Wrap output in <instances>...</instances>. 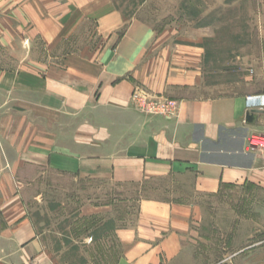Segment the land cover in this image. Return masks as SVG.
<instances>
[{"label":"crops","instance_id":"1","mask_svg":"<svg viewBox=\"0 0 264 264\" xmlns=\"http://www.w3.org/2000/svg\"><path fill=\"white\" fill-rule=\"evenodd\" d=\"M23 39L47 54L0 71V264H53L24 199L46 172L135 190L116 264H196L202 201L264 191V154L248 147L264 136V54L247 90L212 96L179 27L127 19L113 0H0V43ZM137 87L178 100V117L139 113Z\"/></svg>","mask_w":264,"mask_h":264},{"label":"rangeland","instance_id":"2","mask_svg":"<svg viewBox=\"0 0 264 264\" xmlns=\"http://www.w3.org/2000/svg\"><path fill=\"white\" fill-rule=\"evenodd\" d=\"M113 1L127 19L176 26L193 40L203 50L209 95L243 92L251 84L264 54V0ZM22 42L13 48L0 43V71L14 74L28 59L46 56L36 41L33 48ZM29 179L24 191L28 214L53 264H116L120 247L112 231L134 217V189L48 172ZM202 204L196 264H264V191L229 189Z\"/></svg>","mask_w":264,"mask_h":264},{"label":"built area","instance_id":"3","mask_svg":"<svg viewBox=\"0 0 264 264\" xmlns=\"http://www.w3.org/2000/svg\"><path fill=\"white\" fill-rule=\"evenodd\" d=\"M131 104L139 113L146 116L176 119L178 117L180 102L161 95L135 88L131 96ZM248 147L251 150L264 154V136L253 135L248 139Z\"/></svg>","mask_w":264,"mask_h":264},{"label":"water","instance_id":"4","mask_svg":"<svg viewBox=\"0 0 264 264\" xmlns=\"http://www.w3.org/2000/svg\"><path fill=\"white\" fill-rule=\"evenodd\" d=\"M254 112H257V111H251V112L246 113V116H245V122H246L247 124H250V123L253 121V119H254V117H253V113H254Z\"/></svg>","mask_w":264,"mask_h":264}]
</instances>
